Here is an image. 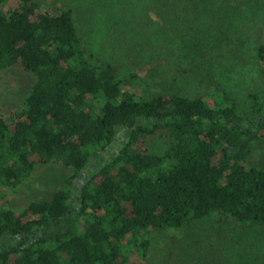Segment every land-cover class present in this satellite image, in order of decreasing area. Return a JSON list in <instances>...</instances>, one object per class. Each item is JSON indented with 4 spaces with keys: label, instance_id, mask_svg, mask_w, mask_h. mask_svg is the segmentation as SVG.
<instances>
[{
    "label": "trees",
    "instance_id": "16d2710c",
    "mask_svg": "<svg viewBox=\"0 0 264 264\" xmlns=\"http://www.w3.org/2000/svg\"><path fill=\"white\" fill-rule=\"evenodd\" d=\"M0 0V71L34 81L0 112V185L39 165L72 170L18 211L0 199V264H138L150 228L180 229L213 213L264 225V170L249 162L264 137V89L253 117L215 88L141 98L108 61L92 63L72 11ZM264 80V43L255 46ZM162 139V153L148 151ZM133 255V256H132Z\"/></svg>",
    "mask_w": 264,
    "mask_h": 264
},
{
    "label": "rangeland",
    "instance_id": "374dc122",
    "mask_svg": "<svg viewBox=\"0 0 264 264\" xmlns=\"http://www.w3.org/2000/svg\"><path fill=\"white\" fill-rule=\"evenodd\" d=\"M36 1L41 10L70 9L88 59L112 63L141 98L204 96L219 88L235 99L239 112L253 117L248 94L264 89L255 53L264 43V0ZM33 81L31 73L1 70L0 112L20 107ZM146 146L150 153L163 151L158 137ZM249 162L264 170V137L251 142ZM71 174L60 163L39 165L20 185H0V199L18 211L49 197ZM146 234L138 264H264V225L242 226L222 214Z\"/></svg>",
    "mask_w": 264,
    "mask_h": 264
}]
</instances>
